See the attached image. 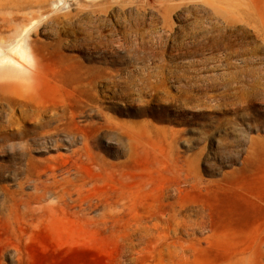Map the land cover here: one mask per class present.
<instances>
[{"label":"rangeland","instance_id":"1","mask_svg":"<svg viewBox=\"0 0 264 264\" xmlns=\"http://www.w3.org/2000/svg\"><path fill=\"white\" fill-rule=\"evenodd\" d=\"M1 53L80 129L38 137L3 114L0 264H264V0H0ZM28 174L56 181L42 204L61 222L4 211Z\"/></svg>","mask_w":264,"mask_h":264},{"label":"bare ground","instance_id":"2","mask_svg":"<svg viewBox=\"0 0 264 264\" xmlns=\"http://www.w3.org/2000/svg\"><path fill=\"white\" fill-rule=\"evenodd\" d=\"M12 51L19 53L21 57L24 55L23 47L19 44L12 47ZM0 69L5 70V81L0 83V121L3 114L7 115V122L10 123L15 116L12 114V106L16 105L20 109V118L27 119L28 124H32L35 128H39L36 131V136H58L60 132L74 134L79 131L80 127L76 122L78 112L72 109L67 103L57 107H46L40 102L36 101L33 96H24L19 91L20 82L27 79L29 74H34L33 63L27 59H15L10 55L0 54ZM72 102V101H71ZM7 107V109H5ZM111 124V123H110ZM115 124V125H114ZM109 127L119 128L118 123H114ZM103 126L100 127V129ZM136 123H132L130 134L128 135V145L131 154H135L137 139H136ZM116 129V130H117ZM120 137H123V133L118 131ZM84 162V161H83ZM27 182L33 183V192L20 194H11L8 200V204L5 205L4 211L14 214L17 218L25 223L33 224L35 219L41 217H50L52 222H61L60 217L57 214V207L53 205H44L42 202L47 198L49 194H53L61 200L60 192L56 189V181L47 182L42 180L40 175L34 176L33 174L27 175ZM118 204V201L107 202L108 207H114ZM74 208V207H73ZM72 208V209H73ZM80 209V208H79ZM82 209V208H81ZM80 209V210H81ZM86 207H83L82 211L86 215ZM180 228L192 229L202 226L201 222H185L179 223ZM138 226H135L134 230H125V233L139 230ZM142 230V229H141ZM173 250L169 251V255L176 257L180 256V253L185 251V246H178L176 244L171 245ZM179 248V250H178ZM188 249V247H187ZM264 256V251H263ZM248 256H243L242 260L245 264H249ZM165 264H186V261L175 263L170 257Z\"/></svg>","mask_w":264,"mask_h":264}]
</instances>
